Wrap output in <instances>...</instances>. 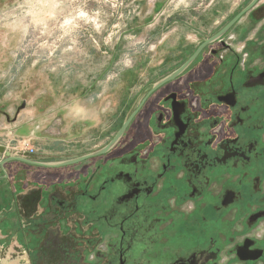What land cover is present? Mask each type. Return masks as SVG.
I'll return each instance as SVG.
<instances>
[{"label":"flooded vegetation","instance_id":"1","mask_svg":"<svg viewBox=\"0 0 264 264\" xmlns=\"http://www.w3.org/2000/svg\"><path fill=\"white\" fill-rule=\"evenodd\" d=\"M252 2L198 3L104 122L0 143V264H264V0L230 26Z\"/></svg>","mask_w":264,"mask_h":264},{"label":"rangeland","instance_id":"2","mask_svg":"<svg viewBox=\"0 0 264 264\" xmlns=\"http://www.w3.org/2000/svg\"><path fill=\"white\" fill-rule=\"evenodd\" d=\"M201 1L0 0V143L29 137L44 148L37 129L60 108L74 115L73 93H91L74 107L104 122L119 93L164 60L166 44L195 38L184 29Z\"/></svg>","mask_w":264,"mask_h":264},{"label":"water","instance_id":"3","mask_svg":"<svg viewBox=\"0 0 264 264\" xmlns=\"http://www.w3.org/2000/svg\"><path fill=\"white\" fill-rule=\"evenodd\" d=\"M259 0H253V2L239 15L237 16L233 22L230 24V26H232L233 24H235V22L246 12H248L250 9L253 8V6L258 2ZM199 54V51L187 62L185 63L180 69H178L177 71H175L173 74L169 75L168 77L162 79L161 81H159L153 88L152 91H155L156 89H158L160 86L164 85L165 83L171 81V80H174L175 78H177L179 75H181L190 65L191 63L196 59V57L198 56ZM26 107V103L24 102L23 105L19 108L18 112H20L22 109H25ZM133 118V116H132ZM132 118L127 121L122 130L119 132L118 136L115 138L113 144L118 141V139H120V137L122 136L123 132L125 131V129L127 128L128 124L130 123V121L132 120ZM6 151V148L4 147H0V155H3ZM12 150H9L7 155L8 156H11L12 154ZM19 153V152H18ZM85 157L83 158H80L78 160H72V161H67V162H58V163H50V164H47V166H52V167H62V166H67V165H71V164H74V163H77L81 160H83ZM14 158L11 157V159L9 160H13ZM20 160V158H17V160ZM22 160V159H21Z\"/></svg>","mask_w":264,"mask_h":264},{"label":"clouds","instance_id":"4","mask_svg":"<svg viewBox=\"0 0 264 264\" xmlns=\"http://www.w3.org/2000/svg\"><path fill=\"white\" fill-rule=\"evenodd\" d=\"M83 112H84V110H83L82 108H75V109H73V113H74V115H76V116H80V115H82Z\"/></svg>","mask_w":264,"mask_h":264},{"label":"bare ground","instance_id":"5","mask_svg":"<svg viewBox=\"0 0 264 264\" xmlns=\"http://www.w3.org/2000/svg\"><path fill=\"white\" fill-rule=\"evenodd\" d=\"M47 12V11H46Z\"/></svg>","mask_w":264,"mask_h":264}]
</instances>
